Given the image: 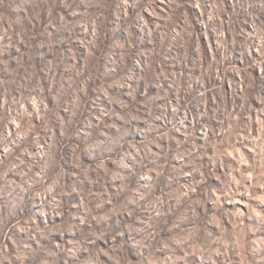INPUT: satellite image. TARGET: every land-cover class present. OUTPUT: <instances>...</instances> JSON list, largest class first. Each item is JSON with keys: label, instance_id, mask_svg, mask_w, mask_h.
<instances>
[{"label": "clouds", "instance_id": "1", "mask_svg": "<svg viewBox=\"0 0 264 264\" xmlns=\"http://www.w3.org/2000/svg\"><path fill=\"white\" fill-rule=\"evenodd\" d=\"M0 264H264V0H0Z\"/></svg>", "mask_w": 264, "mask_h": 264}]
</instances>
